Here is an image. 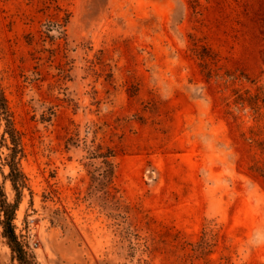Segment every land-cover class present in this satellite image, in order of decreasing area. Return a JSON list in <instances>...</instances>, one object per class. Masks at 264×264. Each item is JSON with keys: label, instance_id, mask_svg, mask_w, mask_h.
Segmentation results:
<instances>
[{"label": "rangeland", "instance_id": "374dc122", "mask_svg": "<svg viewBox=\"0 0 264 264\" xmlns=\"http://www.w3.org/2000/svg\"><path fill=\"white\" fill-rule=\"evenodd\" d=\"M0 77L25 177L0 158V198L33 264H264V0H0Z\"/></svg>", "mask_w": 264, "mask_h": 264}, {"label": "trees", "instance_id": "16d2710c", "mask_svg": "<svg viewBox=\"0 0 264 264\" xmlns=\"http://www.w3.org/2000/svg\"><path fill=\"white\" fill-rule=\"evenodd\" d=\"M194 54L199 60V65L207 78L211 77L212 68L211 65L217 62L216 53L213 52L206 45H200L194 48ZM6 147L9 152L5 158L1 157V149ZM261 149L264 151V142L262 143ZM88 155H90L91 162H87L86 165L90 166V174L92 177L93 187L103 189L105 197L114 199V188H113V176H114V157L115 152L112 148L96 144L91 149H88ZM23 150L21 146L20 134L15 127L12 113L8 107V100L1 84L0 77V158L1 169L6 167L7 178L11 181L12 185L18 189L25 184V177L20 169V159L22 157ZM99 160V162H94ZM261 177L264 178V166H257ZM3 196L0 188V197ZM113 203H115L113 201ZM116 206L118 205L115 203ZM130 204L124 205V212H117V216L122 218V222L126 221L129 216ZM0 206L5 215V228L4 235L9 240L13 250L15 251L17 258L21 264H33L32 259L20 248L13 227L11 226V220L13 217L14 210L16 209V202L9 204L4 198H0ZM130 224L124 227V232H139L135 227L134 231L130 228Z\"/></svg>", "mask_w": 264, "mask_h": 264}]
</instances>
